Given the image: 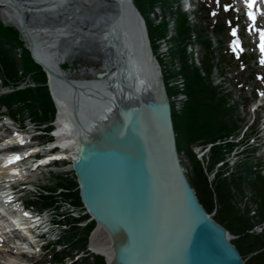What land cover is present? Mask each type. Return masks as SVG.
<instances>
[{
	"label": "water",
	"instance_id": "water-1",
	"mask_svg": "<svg viewBox=\"0 0 264 264\" xmlns=\"http://www.w3.org/2000/svg\"><path fill=\"white\" fill-rule=\"evenodd\" d=\"M131 8L137 19L125 15L126 22L120 21L131 37L121 31L111 44L122 55L131 42L136 53L130 55V64L134 66L137 57L142 67L151 65L157 71L145 72L138 90L128 92V97L121 99L119 92L127 91L116 85L118 105L96 121L106 125V132L99 135L91 129L94 139L87 146L79 143L71 161L80 200L110 239L111 258L105 263L245 264L230 242L231 235L208 215L184 176L175 146L172 104L143 20L134 5ZM142 44L148 56L135 48ZM106 74L103 68L96 76Z\"/></svg>",
	"mask_w": 264,
	"mask_h": 264
},
{
	"label": "rangeland",
	"instance_id": "rangeland-1",
	"mask_svg": "<svg viewBox=\"0 0 264 264\" xmlns=\"http://www.w3.org/2000/svg\"><path fill=\"white\" fill-rule=\"evenodd\" d=\"M224 4H226L225 0H220L219 4L217 3V0H166L162 4L157 2V5H154L152 8L148 7V9H145V12L148 20H150V22L154 25L162 22L167 23L166 37H158L156 40V53L162 60V64H160L161 67H159L160 70H164V66L166 68V83L168 88L172 89L169 100L175 112L178 113H180L183 109L187 100V95L185 92L184 81L181 77L182 65L180 56L172 54V51L175 49L170 40L175 36L176 25L181 15L180 9L185 12V15L187 16L186 22L188 23V29L184 36L186 37L184 41V56L188 63H193L200 69L201 74L207 78L208 82H210L209 80H212L210 83L213 89L221 92V94L224 95L225 101L227 100L229 103L230 112L228 118L232 119L229 121L227 118L226 121L229 125L234 126L235 128H230L232 130L231 134L224 141H219V143L229 142L230 144V147L225 150V160L228 163L227 166L234 169L238 168L244 173L245 180L242 187L243 195L238 193L233 197L234 205H236L237 200L238 205L239 202H241L243 205L248 206V216L251 218V222L253 223V227L249 233L259 235L262 233L260 230L264 224V218L260 222H257V219L260 218L259 215L263 213V209L260 208V205L264 203V182L259 179L258 174L262 176L264 172L261 171V173H259L256 168L264 169V145H262L264 142V120H262L264 117V109L258 107L254 109L256 105L254 102V98L256 96L254 89L258 88V85H260L259 82L256 81L261 80L264 82V76L260 79V76L264 73V68L257 67V64L255 65V60L253 57H250V52L246 54L245 56L249 60L252 68L251 72L254 73V77L250 78L248 75L249 71H241L242 68L239 60L228 51V40L232 37V35H230V27H226L223 23L225 17L227 16V12L223 9ZM186 8L189 9L188 12L185 11ZM213 10L216 11V15L212 14ZM229 11L230 20H235L236 15L232 12V10L229 9ZM0 21H2L1 23L4 25L11 26L10 28L14 26V24L9 23L6 18L3 17L1 11ZM90 34L91 38L90 36L78 38V41H80V39L83 40L81 44L82 48L72 51L74 53L70 54L67 57V61L61 64L62 69L68 72L70 79H92L94 78V73L103 71L102 61L105 51L102 38H100V35L98 36L96 33ZM20 36L23 43L29 46L25 37L22 34ZM87 38L92 39L95 43H91L90 41L92 40L88 41ZM205 41L210 45L209 50L211 53L208 56L202 48V43ZM0 49V90L4 89L2 88L4 85H6L5 87H7V90L10 89L9 84L12 83L13 78L11 79V76L13 77V74H16L14 79H21L24 77L22 83L23 86L28 83L31 84L34 81L38 82L39 75L37 72L33 73L34 78H26L22 72V60L18 59L20 56L19 49L15 50L13 49V46L7 49L3 43H0ZM14 56L17 58L16 64L13 63ZM206 58H208V62H206L205 65L208 68V71L210 68L209 75H207V72H204L205 65L201 62V59ZM11 65H14L13 68L17 69L15 72L11 69ZM21 75L22 77H20ZM0 102L6 105H4L6 108L0 107V112H6L13 116L15 120H17V123H21L26 126L28 123H31L36 126L40 125V128L43 127L40 124V121H43L44 118H34V107L32 105H14L12 104V101L7 100V98H2V96H0ZM90 108H92V106ZM94 110L95 108L93 109V114ZM97 111L99 110H96V112ZM253 119L254 122L252 123ZM50 125L51 124L48 123L44 126L48 127ZM244 130H246V132L243 135V139L240 140L239 138H241ZM49 134L50 132L48 131L37 138L44 141ZM251 136H255V141H251ZM245 143L247 144V152H240L239 150H241V145ZM203 146L204 145H201L200 143L195 145L191 144L189 148L195 159L199 161L201 173L207 180L208 185L211 187L212 180L216 172L215 169L220 167V162L216 163L212 172L209 173L210 150L207 151L209 153L206 152L207 155L205 153V155L200 156L201 152H203ZM235 146H239V148L236 150ZM235 151H237V153H234ZM252 152L254 153L252 154ZM178 158L184 176L191 186V177L194 179L195 177L192 163L190 162L184 149L178 152ZM259 162L261 164L263 163L262 167L256 166ZM65 164H68L67 160L63 161L61 164H56L54 167L50 166L52 169H48L47 172L40 177V179L35 181L37 190L26 193L27 196L32 195L31 200L34 201L31 202L36 209L41 211L47 207L48 212H55V214H52L51 216L55 218V220L65 217L63 221L60 220L63 224L66 220H78L73 219L72 217L68 218V216H62L63 214L58 215V213L62 210V207H59L57 204L59 203V199L61 201H70V205H73L76 208L74 210L77 211V214L82 216L79 218L80 220L88 217L82 204L77 202L79 197L78 189L77 186L73 185V180L75 179L73 178L74 174L72 170H62ZM229 172L231 173V169L225 171L224 176L229 177ZM191 188L193 187L191 186ZM257 193H260L258 198H256ZM43 195H50L52 197L43 199ZM214 213L215 210L212 211L211 215L213 216ZM86 215L87 217H85ZM87 220H89V218ZM81 223L83 222H78L77 224L80 225ZM77 227L78 226L75 227L71 224L66 230H62V232H55V230L52 234H50L51 238H56L58 240L57 242H60V244L67 243V246L56 247L55 244H53L50 248V244L48 247L49 250H47L44 254L37 256L36 263L21 259L19 254H9V256L3 257L0 247V264H50L51 261L54 263V260L58 257L63 258L61 260L63 263L61 264H82L83 259H80V257L77 258V255H84V253L80 250L83 247L84 240L78 241L72 238L73 234L78 235L79 233V236H82L80 233V229L82 227ZM96 228L97 227L95 226L94 229ZM105 234L106 233L103 229H98L97 236L100 240L105 239ZM235 238L236 236L233 235L231 240ZM52 247L54 248L52 249ZM4 248L6 251L11 249L10 246H5ZM61 248H63V250ZM58 250L60 251L57 252ZM258 252L259 251H254L248 256H245V262L250 256L257 254ZM89 255L86 257L88 258L86 262L90 261L89 263L93 264L94 256L91 255L90 257Z\"/></svg>",
	"mask_w": 264,
	"mask_h": 264
},
{
	"label": "bare ground",
	"instance_id": "bare-ground-1",
	"mask_svg": "<svg viewBox=\"0 0 264 264\" xmlns=\"http://www.w3.org/2000/svg\"><path fill=\"white\" fill-rule=\"evenodd\" d=\"M131 4L134 5L133 0H0V11L3 17L9 23L14 24L15 27H13L18 35L22 34L25 37L33 50V59L39 62L47 72L52 94L49 91L48 93L56 110L53 127L56 130L53 134L50 133V137H47V140L53 139V143H48L45 148L38 149L44 156L36 159L35 163L53 162L61 164L63 158L71 163L77 155L78 144L80 143L82 146L90 144L93 138L91 133L94 132V130L90 131L91 129L97 130L100 133L99 135H104L106 132L104 130L106 125H100L101 122L96 125V121L103 120L106 117L105 113L112 110L111 108L114 105H118V101H114V98L116 99L114 90L116 85L127 91V93L119 92V97L121 99L124 95L128 97V92L138 90L145 72L157 71L151 65L147 68L142 67L136 62L137 57L134 61L135 65L130 64V55L136 53L131 42H127L129 46H126V44L123 46L126 47L122 55L118 54L119 48L117 50V47L114 48V45L111 44H115L112 39L121 35L122 32L131 37V34H128V31L121 24V22H126L125 15L126 17L131 15L137 19ZM90 33H96L102 38L105 51L102 67L107 70V74L102 78H98L94 73L92 79H70L68 72L61 69V64L67 61L70 54L74 53L72 51L82 48L83 40L78 41V38L90 36ZM90 38H87V40H92ZM121 38L125 41L128 40L126 37L121 36ZM90 42L95 43L93 40ZM121 42L125 43L122 40ZM135 48L148 56L146 44L145 46L142 44L140 49L137 45ZM26 49H28L27 46ZM153 57L155 58L154 61L159 62L155 56ZM137 76L139 79L136 78ZM91 106L92 108H90ZM93 106L95 108L94 114L92 113ZM96 110L99 111L96 112ZM11 121L14 122L12 118ZM98 125L100 126L97 127ZM51 127H45V132ZM31 128L35 127L32 124H27V126L23 125L21 129L17 126H11L4 129L3 132L0 130L1 133L16 134L13 138L18 141L16 145L6 144L4 147L6 153L3 152L4 156L0 154V196L3 194L11 196L16 178L27 183L29 193L31 192L30 188H34L31 181L40 179V177H37L39 173L34 171L35 168L30 175L26 174L25 164L28 159H22L32 150V148H29L31 140L37 138L33 136L35 132H30L29 129ZM0 148L2 149L3 145H0ZM13 148L19 151L16 153L8 151ZM17 156L22 159L19 162L21 168L18 161H16ZM35 163L31 164L36 165ZM49 168L51 167H46V170ZM62 170H71V164H65ZM41 171H43V168ZM20 183L17 184V187ZM12 196V200H16L14 202L21 205L30 197L17 196V193L12 194ZM64 210H62L63 213ZM18 214L27 219L25 222L34 223V228L42 232L41 234L48 232L49 228L47 229V227L51 221L46 210L42 213H37L30 208L22 211L20 206ZM64 218L62 217L60 220L63 221ZM69 222L75 225L72 221ZM98 229L100 228L94 229L90 234L87 246L93 252L101 253L109 263L112 252L110 239L105 234V239L100 240L97 236ZM18 232H21L24 236L28 234L27 230L24 231L21 228ZM14 239L13 243L17 241V238L14 237ZM52 242L49 241V243ZM29 243L24 245L26 246ZM18 249L17 246L15 249L11 248L6 251L2 246L1 254L3 257L9 256V254H19Z\"/></svg>",
	"mask_w": 264,
	"mask_h": 264
},
{
	"label": "trees",
	"instance_id": "trees-1",
	"mask_svg": "<svg viewBox=\"0 0 264 264\" xmlns=\"http://www.w3.org/2000/svg\"><path fill=\"white\" fill-rule=\"evenodd\" d=\"M138 1L139 0H133V3L144 18L151 50L156 55L159 64H162L161 57L156 53V40L158 37H166L167 23L162 22L154 25L148 20L145 9H148V7L152 8L154 5H157V2L162 4L166 0ZM180 14L176 25L175 36L171 38L170 42L175 49L172 51V54L180 56L182 65L181 77L184 81L187 100L180 113L175 112L173 107H171V120L175 134L176 150L179 152L184 149L192 163L195 179L191 177L190 184L205 211L207 213H212V211L215 210L213 219L221 224L230 234L236 236L231 242L235 245L243 259L251 252L259 251L257 254L250 256L246 261V264H264V228L259 235L249 233L253 227V223L248 216V206L243 205L241 202H239L238 205L237 200L236 205H234L233 197L238 193L243 195L242 187L245 180L244 173L238 168L234 169L227 166L228 163L225 160V150L230 147L229 142L214 144L217 141H224L232 132L230 128H235L234 126L229 125L226 121L230 112L229 103L227 100L225 101L224 95H222L221 92L213 89L210 83L211 80L208 82L207 78L201 74V71L197 66L186 61L187 59L184 56V41L186 37L184 36L188 29V23L186 22V16L181 10ZM16 32L17 31L14 28L4 26L0 22V43H3L7 49L12 46L15 50L19 49L20 56L18 59L22 60L21 70L25 76L29 75L31 78H34L33 73L37 72L39 77L38 82L34 81L33 85L17 88L20 78L14 79L16 74H13V77L11 76V79L13 78L11 91L7 93L5 98L12 101V104L14 105H32L34 107V118L43 117L44 120L40 121V123L47 124L51 122L55 113V108L50 99L48 89L46 85H44L46 81L45 74L41 67L32 60L29 50L26 49L20 36ZM209 46L210 45L206 41L202 43V48L205 50L207 56L211 53ZM207 59L208 58L201 59V62L205 65V63L208 62ZM13 63H17V58L15 56ZM11 66V69L15 72L17 69L13 68L14 65ZM162 71L166 94L169 98L172 89L168 88L166 83L167 71L165 66ZM204 72H207V75L210 73V68L208 71L206 65L204 66ZM230 119L232 118H228L229 121ZM199 143L201 145L212 144L209 153V173L212 172L216 163L220 161L222 162L220 167L215 169L216 172L211 187L201 173L199 161L195 159L189 148L191 144L195 145ZM228 169H231V173L229 172V177H226L224 176V173ZM258 175L259 179L264 182V174L262 176L260 174ZM73 185L77 186L75 180H73ZM259 196L260 193H257L256 198ZM49 197L52 196H42L43 199ZM77 202L81 204L79 197ZM260 208L263 209V213L259 215L260 218L257 219V222H260L264 218V203L260 205ZM65 224L69 226L71 225L68 220H66ZM93 225L94 223L92 221L84 228H81L80 233L82 236H79V233L78 235H72V238L75 240H84L82 249L86 246V240ZM87 260L88 258H83L82 264H91L89 263L90 261L86 262ZM93 264H105V262L102 257L94 255Z\"/></svg>",
	"mask_w": 264,
	"mask_h": 264
},
{
	"label": "snow or ice",
	"instance_id": "snow-or-ice-1",
	"mask_svg": "<svg viewBox=\"0 0 264 264\" xmlns=\"http://www.w3.org/2000/svg\"><path fill=\"white\" fill-rule=\"evenodd\" d=\"M244 2H245V5H246V6L248 7V9H249V11H248V16H249L250 18H252L253 20H255V18H256V17H255V14L251 11V9H252V7L255 5L256 0H244ZM217 3L219 4V3H220V0H217ZM230 7H231V5H228V4H224V5H223V9H224L225 11H227ZM262 11H264V9H262ZM212 14H213V15H216V11L213 10V13H212ZM227 23H229V24L231 25L232 21L229 20V21H227ZM249 30H251V29H249ZM259 31H260V39H261V43H260L259 47H260L261 52H264V29H261V30H259ZM236 32H237V28H236V27L231 28V34H232L233 36L236 35ZM237 43H239V41H237ZM261 62L264 63V59H262ZM16 159H19V157L17 156Z\"/></svg>",
	"mask_w": 264,
	"mask_h": 264
}]
</instances>
